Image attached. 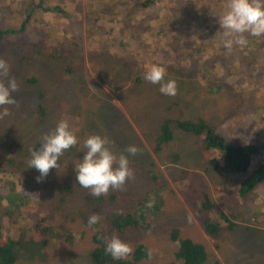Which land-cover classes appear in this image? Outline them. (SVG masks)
Segmentation results:
<instances>
[{"label": "rangeland", "instance_id": "1", "mask_svg": "<svg viewBox=\"0 0 264 264\" xmlns=\"http://www.w3.org/2000/svg\"><path fill=\"white\" fill-rule=\"evenodd\" d=\"M28 1L29 14L32 5L40 2L37 12L43 9L52 20L48 15L41 21L31 18L27 36L0 42V60L8 65L0 82L14 79L18 85L12 93L16 102L0 106V235L13 236L22 223L26 234L34 235L46 225L63 238L50 240L43 251L32 247L20 251L15 264H92V237L97 229L96 224L85 223L84 215L97 214V224L106 232L109 215L135 213L138 223L107 233L108 240L117 236L128 244L131 253L144 246L148 257L142 264H183L176 257L178 241L171 238L173 231L179 239L206 247L205 264H264V186L254 194L239 196L235 187L226 184L221 169L206 164L201 140L177 128L161 150L155 141L160 123L169 116L203 119L235 138V145L251 144L246 134L253 110L248 115L243 111L254 107L264 117V36L239 45V55L228 68L215 67V74L205 78L191 66L194 76L186 78L175 70L182 61L174 60L165 49L183 45L185 39L177 31L179 19L195 20V8L188 0L168 4L154 0L149 10L132 14L137 21L149 22L145 30L148 49L154 53L161 49L156 55L144 52L145 56L142 45L124 46L120 23L106 22L102 27L103 20L97 18L101 2L96 0H51L50 4L0 0L2 30L21 24ZM221 2L224 14L228 0ZM169 9L176 17L166 13ZM127 36L132 38L133 33ZM204 51L199 55L202 60L220 64L222 56L213 45L204 46ZM153 64L165 68L166 80L176 81V95H163L158 85L144 79ZM241 116L246 123L234 122ZM61 120L69 122L80 145L65 151L59 169L38 181L39 172L28 167L31 150H38L43 135ZM256 129L263 138L264 120ZM90 135L107 137L117 155L128 156L133 170L131 179L101 195L107 198L96 205L90 204L96 196L77 184L74 172L83 140ZM129 145L139 149L134 156L125 151ZM184 171L193 177L183 179ZM205 196L234 223L232 229L225 224L215 236L205 232L204 218L216 217L203 209Z\"/></svg>", "mask_w": 264, "mask_h": 264}, {"label": "trees", "instance_id": "2", "mask_svg": "<svg viewBox=\"0 0 264 264\" xmlns=\"http://www.w3.org/2000/svg\"><path fill=\"white\" fill-rule=\"evenodd\" d=\"M97 3L101 2V7L97 13V18L103 20L102 27L106 22L116 24L120 23L124 27L121 39L125 40L123 42L124 46H128L131 49H136V46L140 47L142 45L143 55L152 53L154 55L160 53L161 49H158L155 53L150 51L151 45L147 43L145 35L146 29L149 25L144 19L135 20L132 16L134 12H145L154 6V0H96ZM176 0H167L166 4L174 2ZM190 5L195 8L194 17L195 20L189 21L182 18L179 19L180 23L177 31L179 35L184 38L182 46L178 43L174 45H169L165 50H168V54L174 57V60H181L182 65H178L175 69L176 72L182 77H193L194 71L191 66H195L200 69V73H204V77L207 78L208 75L215 74V67H226L232 65L236 58L235 55H239L238 44H233L232 47L226 48L224 42L227 39L219 31L220 26L218 24V18L223 15L221 11V0H216L212 3V0H188ZM47 4L51 3V0H46ZM178 3H183V0H179ZM203 3L199 8L198 5ZM34 9L31 11V16L29 14L30 2H27L25 7L26 15L21 24L15 27L2 30L0 28V42L6 38H18V36H27L29 32V20L32 18L34 21H41L45 16H49V20L52 17L43 9L38 10L42 4L40 2L32 5ZM169 7V6H168ZM35 10V11H34ZM186 17V10H180ZM37 13V14H36ZM166 13H172L176 17L174 10L169 9ZM33 16V17H32ZM38 18V19H37ZM87 18V16H86ZM85 18V21H86ZM202 21V22H201ZM127 32V34L125 33ZM133 33L132 38L128 37ZM17 35V36H16ZM245 38L249 42L256 40L260 41V36H252L247 33L244 34ZM254 39V40H253ZM214 46L219 54L222 56L220 64L212 65L211 60L207 58L202 60L199 55L206 53L204 51V46ZM126 49V47H124ZM167 52V51H166ZM172 52V53H170ZM145 56V55H144ZM231 57L233 60L230 62L226 59ZM159 59V58H156ZM210 68V73L209 72ZM224 74H222L223 76ZM250 110H253V115L251 116V123L247 126L250 127L249 133L246 137L251 144L241 146L235 145V138H232L229 134L220 133L215 125L206 123L203 119H176L173 120L169 116H165L159 126V135L156 137V145L162 149V146L172 140L174 136V129H178L185 134L196 137L201 140L202 154L206 160V164L209 165L213 170L221 169L226 178V184L229 187H235L236 193L239 196H246L254 194L262 186H264V137L260 138L256 126L263 122L264 117L259 116L257 112L254 111V107H248L243 111V114L248 115ZM234 122L240 124L246 123L247 120L243 119V116L236 117L233 119ZM11 149V147H8ZM181 177L183 179L193 177L191 172H182ZM191 183L189 182V185ZM107 198L106 196L93 197L90 200L91 205H96L104 202ZM29 202V197H28ZM202 207L204 210H210L216 215V217H205L203 220V227L207 234L211 236L217 235L223 228L225 224L228 229L234 227V223L229 219V217L220 209L216 208L208 196L204 197L202 202ZM90 216L84 215L85 223L88 225V219ZM109 222V229L103 228L100 224H96V233L93 235L92 239L95 247L90 253V259L92 264H142L143 260L148 257L147 249L144 246H138L130 253V257H124L122 259H113L110 254L105 252V246L108 241V233L111 231L122 232L127 227L138 223V219L135 216L130 215H120L111 214L107 217ZM137 220V221H136ZM143 220H141L142 222ZM25 224L19 223L18 227L15 229L17 232L13 236L0 235V264H15L18 260V255L20 251H28L29 247L36 248L38 250H44L50 240H58L63 238V235L54 232V228L51 226L43 225L34 235L26 234L24 231ZM108 232V233H107ZM178 232L173 231L171 238L178 241V250L176 257L183 261V264H205L207 260L206 247L202 244L195 243L187 238H178Z\"/></svg>", "mask_w": 264, "mask_h": 264}, {"label": "clouds", "instance_id": "3", "mask_svg": "<svg viewBox=\"0 0 264 264\" xmlns=\"http://www.w3.org/2000/svg\"><path fill=\"white\" fill-rule=\"evenodd\" d=\"M227 11L218 18L220 33L227 39L226 48L233 44L246 46L248 41L245 33L252 36H264V0H228ZM8 65L0 60V74H7ZM164 67L153 64L145 72L144 79L159 86L163 95L174 96L177 84L174 79H165ZM18 85L14 79L7 84L0 82V106L12 105L16 101L12 93ZM7 114V110H5ZM112 142L105 136L90 135L82 144V156L74 164L76 182L83 188L89 189L92 196L106 195L110 189H119L133 176L130 160L127 155H117L109 146ZM80 145V140L67 120L57 122L55 128L41 138L40 148L31 150L28 161L29 168L39 172V181L48 176L52 169H59L60 157L65 151ZM129 155H135L139 149L129 145L125 150ZM149 207L151 204L148 205ZM99 222V216L93 214L88 219V226ZM132 249L119 237H111L105 246V252L113 259L119 260L131 253Z\"/></svg>", "mask_w": 264, "mask_h": 264}]
</instances>
